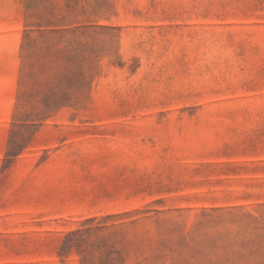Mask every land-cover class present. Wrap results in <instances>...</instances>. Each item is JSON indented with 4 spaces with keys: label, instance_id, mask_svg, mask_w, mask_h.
I'll return each instance as SVG.
<instances>
[{
    "label": "rangeland",
    "instance_id": "obj_1",
    "mask_svg": "<svg viewBox=\"0 0 264 264\" xmlns=\"http://www.w3.org/2000/svg\"><path fill=\"white\" fill-rule=\"evenodd\" d=\"M0 264H264V0H0Z\"/></svg>",
    "mask_w": 264,
    "mask_h": 264
},
{
    "label": "trees",
    "instance_id": "obj_2",
    "mask_svg": "<svg viewBox=\"0 0 264 264\" xmlns=\"http://www.w3.org/2000/svg\"><path fill=\"white\" fill-rule=\"evenodd\" d=\"M65 247H67V246H65Z\"/></svg>",
    "mask_w": 264,
    "mask_h": 264
}]
</instances>
